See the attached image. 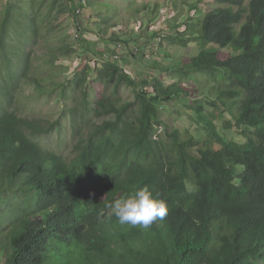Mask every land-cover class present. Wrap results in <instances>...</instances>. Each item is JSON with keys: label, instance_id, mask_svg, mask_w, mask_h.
<instances>
[{"label": "trees", "instance_id": "16d2710c", "mask_svg": "<svg viewBox=\"0 0 264 264\" xmlns=\"http://www.w3.org/2000/svg\"><path fill=\"white\" fill-rule=\"evenodd\" d=\"M179 1L163 2L169 13L179 4L189 11L185 30L170 40L199 42L200 53L184 67L216 83L227 105L240 103L225 123L237 140L217 133L183 139L172 131L165 143L158 131L170 125L161 108L191 98L193 89L130 79L114 62L96 68L83 57L74 69L59 65L60 57L76 54L68 29L57 26L65 15L76 22V1L5 0L0 264H264V0H215L220 8L205 14L199 6L206 0ZM91 79L107 90L96 99ZM26 86L35 90L28 94L34 106L56 99L61 114L51 120L35 108L20 111ZM122 87L134 91L132 103L121 99ZM195 100L192 107L201 110ZM66 121L75 140L70 158L37 140L60 134ZM145 187L165 200L163 220L143 229L109 215V204Z\"/></svg>", "mask_w": 264, "mask_h": 264}, {"label": "rangeland", "instance_id": "374dc122", "mask_svg": "<svg viewBox=\"0 0 264 264\" xmlns=\"http://www.w3.org/2000/svg\"><path fill=\"white\" fill-rule=\"evenodd\" d=\"M182 0L179 1L181 3ZM88 2V1H87ZM84 4L82 11L78 14V20L73 22L67 15L62 16L57 26H65L68 29L70 40L79 49L77 53L62 56L57 61L59 65L70 67L76 66L77 55L82 53L87 56L92 67H101L106 60L111 59L113 47L122 42L126 49L138 48L140 55L143 57H129L125 55L121 66L125 71L130 73L134 79H144L147 76H159L163 79L166 85H170L172 81L181 83L190 89H193V96L175 100L170 106L162 107V117L166 123L170 125L169 132L162 127L159 128L161 140L165 143H170L171 140L167 137L168 133L178 131L183 139H188L192 136L197 140L202 141L207 137L213 136L214 133L219 134L222 139L227 142L238 139V132L227 129L225 123L232 118L230 111L237 114L240 108V103L235 105L232 101L227 105L230 98L219 95L214 82L209 81L205 76L194 75L186 78L182 75L181 69L194 56H197L201 51V45L196 40L188 42L187 45L174 40L171 37L176 36L177 32L185 30L184 25L189 16L188 6H181L177 10H172L171 13L166 11L167 6L164 4L166 0H90ZM164 2V3H163ZM5 0H0V11L4 6ZM77 4V2H76ZM157 5V6H156ZM220 6L215 0H206L199 6V13L205 14L217 10ZM108 14L105 19L104 15ZM112 15V16H109ZM117 24L116 29L112 30L110 23ZM84 30V36L90 38L83 48L82 39L75 38L77 31L76 25ZM181 27H177V26ZM124 27V31L119 33ZM183 27V28H182ZM115 33L117 38L111 40V35ZM154 34H158L161 40L156 39ZM193 37H184L188 39ZM109 54V56H106ZM159 60V61H158ZM126 67H125V66ZM40 68L48 71L49 65H46L43 59L39 61ZM130 66L131 69H127ZM194 74L191 71L188 74ZM69 76H72L70 70ZM189 76V75H188ZM197 79V80H195ZM91 94L92 98L96 99L107 90L103 88L101 83L94 82L91 79ZM35 90L31 86H26L25 91L19 96L17 107L23 113H34L49 118L56 119L62 111L61 105L54 99L46 98L40 102L32 103V98L28 94L34 93ZM226 92V91H225ZM120 97L125 103H132L134 100V91L131 88L122 87ZM218 97H222L219 98ZM200 102L203 105L201 110H196L193 105V100ZM225 104L224 107L219 106V100ZM210 102L213 106L206 105ZM199 111L204 117L199 116ZM60 134L54 131L48 134H41L37 140L45 150L56 151L66 158H70L73 152L75 140L70 130L68 121L63 123ZM166 133V134H165ZM192 135V136H190ZM217 148H220L217 145Z\"/></svg>", "mask_w": 264, "mask_h": 264}, {"label": "clouds", "instance_id": "9594fccd", "mask_svg": "<svg viewBox=\"0 0 264 264\" xmlns=\"http://www.w3.org/2000/svg\"><path fill=\"white\" fill-rule=\"evenodd\" d=\"M75 1L77 2V4L75 2L74 11L76 12L77 20H78V14L81 13L82 8L84 7V4L87 1H88L87 3L89 4L90 0H75ZM166 11H167V9H166ZM107 15L108 14L104 15L103 18L105 19V17ZM109 16H112V15H109ZM110 24L113 26L112 30L116 29L115 26L117 24H115L114 22H112ZM77 25H79V24H77ZM77 25H76V27H77ZM117 29L118 30L121 29L119 31V33H122L124 31V27H121V26ZM77 31H78V28H77ZM80 34L81 35H79V33L76 32L75 38H79V37H80L79 39L83 38L81 43H84L82 45L84 48L86 41L90 42L89 41L90 38L88 39L84 36V30L83 29H82V32H80ZM112 35L117 37L115 33H113ZM154 35L156 36V39H158V40H161V38H165V36L159 37L158 34H154ZM70 38H71V36H70ZM117 43L118 44H116L113 47L114 51H112L111 59L106 60V62H114L118 66V68L121 69L125 73L126 76H128L130 79L136 80L130 76L129 72L125 71V69L122 67L123 65L121 66V62L124 61L125 57H123V56H125L126 54L129 55V57H134V58L137 56L142 57L140 55L139 49L134 48V49H130V51H129L128 49H126V46L124 43H122V42H117ZM75 49H76V54H77L79 52V49L77 48L76 45H75ZM82 54H83V56L77 55L76 66L79 64V62L81 61V59L83 57H85L87 59V56H85L84 53H82ZM106 56H109V54H106ZM89 64L91 66L90 61H89ZM75 67H71V69H74ZM95 67L98 68L97 66H95ZM127 69L128 70L131 69L130 66ZM190 71L191 70H189L185 67H183L181 69L182 75L186 78L193 77L194 75L205 76V75L191 74V73L188 76L186 73L190 72ZM151 77H156V78L162 79L161 77L155 76V75L147 76L146 78H151ZM172 83H175V82L172 81ZM176 84L178 85L179 83H176ZM183 97L184 96H181L179 99H182ZM185 98H187V97H185ZM161 110H162V108H161ZM108 207L110 209L109 215L115 216L120 225H130L132 227L139 226L143 229H148L154 222H156L157 220H163L168 214V207H167L165 200H163L161 198H157L156 196H154L152 194V192L147 187L139 189L133 195H131L127 198L115 200L113 203L109 204Z\"/></svg>", "mask_w": 264, "mask_h": 264}]
</instances>
